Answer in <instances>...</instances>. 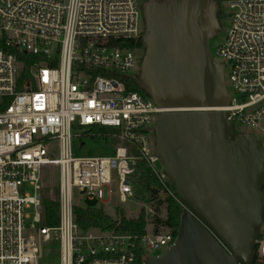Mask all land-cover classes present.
I'll return each instance as SVG.
<instances>
[{
  "label": "built area",
  "instance_id": "obj_1",
  "mask_svg": "<svg viewBox=\"0 0 264 264\" xmlns=\"http://www.w3.org/2000/svg\"><path fill=\"white\" fill-rule=\"evenodd\" d=\"M226 3L231 26L218 54L232 100L221 110L237 133L256 136L240 132L242 125L264 136V0ZM144 32L138 0H0V264H40L46 246L58 251V264H145L150 250L174 243L170 229L83 230L74 213V189L85 199L109 201L112 170L121 200L135 197L140 159L177 196L157 167L151 128L162 112L190 109L161 108L130 88L142 86ZM94 125L117 128L124 145L111 155H78L80 129ZM54 142L58 158L48 153ZM56 168L58 192L48 199L59 203V222L50 226L44 170L56 175ZM256 254L264 259V238Z\"/></svg>",
  "mask_w": 264,
  "mask_h": 264
},
{
  "label": "water",
  "instance_id": "obj_2",
  "mask_svg": "<svg viewBox=\"0 0 264 264\" xmlns=\"http://www.w3.org/2000/svg\"><path fill=\"white\" fill-rule=\"evenodd\" d=\"M215 0H149L139 80L161 108L156 152L184 207L174 243L145 264H254L264 224V148L221 110L232 96L210 48Z\"/></svg>",
  "mask_w": 264,
  "mask_h": 264
},
{
  "label": "trees",
  "instance_id": "obj_3",
  "mask_svg": "<svg viewBox=\"0 0 264 264\" xmlns=\"http://www.w3.org/2000/svg\"><path fill=\"white\" fill-rule=\"evenodd\" d=\"M217 3L222 4L224 0H215ZM225 14L220 8L218 13V19L222 23L225 19ZM138 45L143 47V39H139ZM29 72L28 66L24 69V76H27ZM131 89L137 90L145 96H148L146 90L140 85H132ZM119 130L112 126H88L83 128L81 139L77 143V153L83 147L84 140L86 138H92L94 140L108 141L114 136H118ZM135 187V197L144 204L150 205L155 202L160 193L166 194V210L167 218L164 221V225L170 229L175 236H177L181 217L184 212V207L179 202L177 196L167 194L164 190L162 180L158 174L153 170L150 163L144 159H140L137 162V171L132 176ZM172 190L176 192V187L173 184ZM264 190V189H263ZM76 222L80 228L87 230L90 228H100L105 231H111L118 234H144L147 229L148 220L145 208L141 211L140 215L136 219L127 218L124 214H118L116 218L106 213L103 208L96 207H84L81 205L75 206L74 209ZM44 218L45 222L50 226H55L59 222V203L54 200L44 199ZM160 221V220H159ZM262 235L260 234L259 238ZM254 264H260L258 261V255L256 254Z\"/></svg>",
  "mask_w": 264,
  "mask_h": 264
},
{
  "label": "rangeland",
  "instance_id": "obj_4",
  "mask_svg": "<svg viewBox=\"0 0 264 264\" xmlns=\"http://www.w3.org/2000/svg\"><path fill=\"white\" fill-rule=\"evenodd\" d=\"M149 0H138V4L143 8V5ZM221 8L224 11L226 17L224 21L221 23V30L213 35L211 42H210V48L211 53L214 57V59L220 63L222 62V59L220 55L218 54V50L220 47L224 44L225 39L227 37L228 31L231 26V18L229 16V7L226 3V0H224L221 4ZM145 54V52H144ZM237 129L240 132H252L254 133L260 140L263 148H264V136L259 134L256 130L248 127V126H238ZM81 132H83V129H80ZM82 136L78 138V140L81 139ZM77 140V143L79 141ZM85 145L80 149L78 152V155L84 156V155H90V156H106L111 155L112 151L119 145H124V141H122L118 136H114L108 141L104 140H94L92 138H86L84 140ZM48 153L53 156V158L59 157V148L58 143L54 142L51 144L48 148ZM158 169H162V165L159 162L157 164ZM58 168L55 169L56 175H54L49 170H44V184H45V196L48 199L49 196H51V192L56 194L58 191ZM110 187V198L109 201L106 203H103L99 200H88L85 199V194L82 192H79L78 189H74V197L76 201L79 203V205L84 207H96V208H103L107 214L113 216L116 218L118 214H124L127 218L130 219H136L139 217L141 211L143 208H145L148 225L147 229L148 231H153L154 229H159L161 231H167L168 228L164 225V221L167 218V210H166V194L160 193L158 198L153 202V204L145 205L143 202L139 201L136 197L127 199L126 201L121 200V193L119 191V176L117 174L116 170H112L111 172V182L109 184ZM160 220V221H159ZM37 231H33V235H38ZM261 235L262 237L259 239L264 238V224L261 229ZM167 248L162 249H154L150 250V254L157 255L161 252L165 251ZM55 253V254H54ZM41 263L40 264H58V251L50 250L49 247H43L40 254ZM260 264H264V259L259 260Z\"/></svg>",
  "mask_w": 264,
  "mask_h": 264
}]
</instances>
